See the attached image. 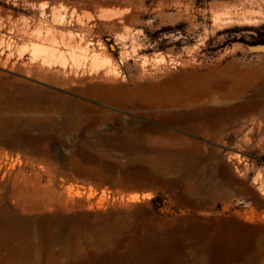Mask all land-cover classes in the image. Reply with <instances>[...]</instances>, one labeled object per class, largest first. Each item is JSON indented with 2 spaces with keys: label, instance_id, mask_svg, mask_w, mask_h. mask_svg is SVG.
Segmentation results:
<instances>
[{
  "label": "rangeland",
  "instance_id": "374dc122",
  "mask_svg": "<svg viewBox=\"0 0 264 264\" xmlns=\"http://www.w3.org/2000/svg\"><path fill=\"white\" fill-rule=\"evenodd\" d=\"M24 34L95 48L99 72L115 69L127 88L143 69L155 84L182 87L253 70L244 98H264V55L242 49L264 44V0H0V43L20 52ZM0 75V84L12 78L75 96L18 72ZM92 115L96 125L48 123L0 138V264H243L258 244L263 253L249 264H264V127L230 132L224 144L166 128L197 143L169 150L111 129L131 118L149 123L144 117Z\"/></svg>",
  "mask_w": 264,
  "mask_h": 264
},
{
  "label": "bare ground",
  "instance_id": "6f19581e",
  "mask_svg": "<svg viewBox=\"0 0 264 264\" xmlns=\"http://www.w3.org/2000/svg\"><path fill=\"white\" fill-rule=\"evenodd\" d=\"M250 1L252 3L256 0ZM20 40L28 46V48L21 47L20 52L15 47L12 48L11 44L14 43L9 40L5 42L6 45L3 42L0 43V69L18 72L26 78L67 89L75 96H65L24 81L11 80L12 78H9L11 81L7 82V78V83L0 84V138L2 143L5 141V136L9 135L8 131L12 129L24 133L30 131L29 134L31 131L41 133L47 129L48 123L77 129L87 123L94 122L96 125L93 113L99 114L101 116L98 115L99 119L113 121L118 117L117 111L121 110L130 111L139 118L144 117L149 120V123H139L135 118H131L125 120L121 126L115 127L113 124L111 129L117 133L126 131V135L128 133L131 137L138 138L137 144L142 146L147 144L152 148L161 147L173 150L177 147L197 145L195 142L187 141L168 132L166 128H180L194 135L204 134L214 142L224 144L225 136L230 132L238 135L250 129L251 134L254 129L252 127H257L258 130L264 127L262 115L264 98H260L255 93L250 100L244 98L245 93L254 88L257 80L256 75H251L253 70L239 72L238 75L227 76V74L226 78L225 76L219 79L214 77V81L203 75L202 81L196 83L197 85L191 82V86L182 87L183 83L178 86L160 82L155 84L157 79L155 74L143 69L135 80L130 81L131 86L127 88L117 84L121 76L115 69L108 68L102 74L99 72L103 66L98 62L95 48H89L86 45L85 48L80 45L72 48L70 44H65L63 41L58 42L53 34L39 35L36 39L24 34L20 36ZM86 61L90 62L88 70L84 67ZM85 75L89 76L88 80L79 78ZM203 78L206 79L203 80ZM84 99L100 103L106 106V109L103 110L87 103ZM208 111L214 112L215 117L212 115L213 117L204 118L198 114ZM58 119H61L63 124H59ZM160 120H165V122L158 125ZM147 132L159 134V137H147ZM133 139L135 140L134 137ZM227 161L234 165L236 171L239 170L238 166L241 163L238 157L228 155ZM131 199L135 200V198ZM237 252H241L240 248ZM262 253L263 247L258 244L240 259L246 261L243 264H249L252 259L258 258ZM262 263L263 260L260 261V264Z\"/></svg>",
  "mask_w": 264,
  "mask_h": 264
},
{
  "label": "water",
  "instance_id": "95a60500",
  "mask_svg": "<svg viewBox=\"0 0 264 264\" xmlns=\"http://www.w3.org/2000/svg\"><path fill=\"white\" fill-rule=\"evenodd\" d=\"M242 49L253 55H264V44L256 46H243Z\"/></svg>",
  "mask_w": 264,
  "mask_h": 264
}]
</instances>
